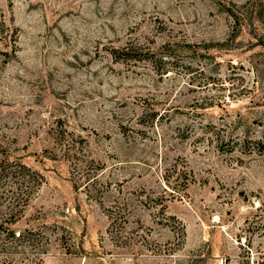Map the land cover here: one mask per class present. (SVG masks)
<instances>
[{
  "label": "rangeland",
  "instance_id": "1",
  "mask_svg": "<svg viewBox=\"0 0 264 264\" xmlns=\"http://www.w3.org/2000/svg\"><path fill=\"white\" fill-rule=\"evenodd\" d=\"M1 222L0 264H264V0H0Z\"/></svg>",
  "mask_w": 264,
  "mask_h": 264
},
{
  "label": "trees",
  "instance_id": "2",
  "mask_svg": "<svg viewBox=\"0 0 264 264\" xmlns=\"http://www.w3.org/2000/svg\"><path fill=\"white\" fill-rule=\"evenodd\" d=\"M22 167L26 168L30 175H31V178H35L36 174L38 173V171L34 168H31L30 166H27L25 164H21ZM13 202H11L12 206H11V210L15 209V207L17 206V203H18V197L17 196H14V199L12 200ZM5 233V234H3ZM25 233L24 231H19L17 234L9 228L8 225H4L3 222L0 223V234L2 235L1 238H2V242H0V245H5L9 242H13V240H21L24 236H25ZM9 234L12 235V238L13 239H8L9 237ZM0 238V239H1Z\"/></svg>",
  "mask_w": 264,
  "mask_h": 264
}]
</instances>
